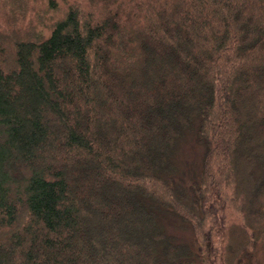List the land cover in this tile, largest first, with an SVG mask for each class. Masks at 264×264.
Returning a JSON list of instances; mask_svg holds the SVG:
<instances>
[{"label": "trees", "instance_id": "obj_1", "mask_svg": "<svg viewBox=\"0 0 264 264\" xmlns=\"http://www.w3.org/2000/svg\"><path fill=\"white\" fill-rule=\"evenodd\" d=\"M40 1L0 0V264H259L264 0Z\"/></svg>", "mask_w": 264, "mask_h": 264}, {"label": "rangeland", "instance_id": "obj_2", "mask_svg": "<svg viewBox=\"0 0 264 264\" xmlns=\"http://www.w3.org/2000/svg\"><path fill=\"white\" fill-rule=\"evenodd\" d=\"M1 1H7V0H1ZM74 1H77V0H69V4ZM58 3L60 7H62L63 9L65 8L63 7L60 1ZM12 5H14V2L12 3ZM14 7L16 8L17 5H14ZM26 7L27 5H24V6L20 5L19 8L22 12H24L27 9ZM35 7L38 9L37 13H39L40 11H49L48 5L45 0H41L40 3L35 4ZM17 9L18 8H16V12H17ZM5 15H7V10L0 8V18H3L2 16H5ZM35 15L36 13L29 14L27 18L21 19L20 21H18L15 27L11 26L9 23L11 19L13 20L15 18V16L4 18V20L0 19V26L6 32L5 34H8L10 32H13L12 30L14 29L19 30L21 26L23 27L26 26L28 18H34L35 20L36 18ZM60 16L61 14L56 16L55 18H58ZM34 20H33V25H34L33 28L38 29V31H41V29L37 27V23L34 22ZM23 39H26V38H23ZM202 155H203V146L199 145L194 140V138L191 137L190 135L186 136V138H184L182 142L180 143V146L178 149V158H177L178 159L177 164L179 166L180 174L176 177V180L178 182H181V184L184 187L192 185L195 183L196 180H199L200 173H201ZM165 223H166L167 230L171 232L172 235H174L178 240L187 241V242L195 240L194 239L195 237H193L192 230H190L185 225H182L181 222L177 221L176 219L172 218V219L165 220ZM255 251H256L255 255H256V258L259 264H264V246L262 244L257 245V248L255 249Z\"/></svg>", "mask_w": 264, "mask_h": 264}]
</instances>
